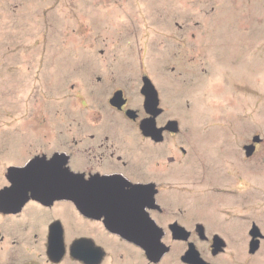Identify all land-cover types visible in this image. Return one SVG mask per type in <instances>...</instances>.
Instances as JSON below:
<instances>
[{
  "label": "rangeland",
  "instance_id": "rangeland-1",
  "mask_svg": "<svg viewBox=\"0 0 264 264\" xmlns=\"http://www.w3.org/2000/svg\"><path fill=\"white\" fill-rule=\"evenodd\" d=\"M146 76L162 118L179 124L164 148L187 152L189 219L198 220L200 184L206 213L237 228L253 221L264 236V0H0V133H9L0 138L22 155L48 148V132L71 141L86 123L118 126L107 93L120 89L141 109ZM254 135L262 160L239 172L237 146ZM219 151L229 174L214 181ZM231 240L224 255L235 264H264V241L248 260L247 244Z\"/></svg>",
  "mask_w": 264,
  "mask_h": 264
},
{
  "label": "flooded vegetation",
  "instance_id": "flooded-vegetation-1",
  "mask_svg": "<svg viewBox=\"0 0 264 264\" xmlns=\"http://www.w3.org/2000/svg\"><path fill=\"white\" fill-rule=\"evenodd\" d=\"M119 91L126 100L120 109L111 105ZM155 91L159 109V88ZM138 96L142 110L130 107L120 89L107 93L108 110L121 118L118 126L95 120L83 124L71 141L66 130L48 132L44 136L51 142L44 150L22 155L19 146L7 147V139L0 138V264H193L190 251L204 264H235L236 255H224L235 234L247 244L248 260L255 257L264 241L261 229L253 221L243 228L220 221L217 210L206 213L200 184L198 220L189 219L182 163L187 152L180 146V154L167 155L171 150L164 148L178 136V121L162 118L161 108L155 128L176 121L179 131L162 130L160 141L144 135L140 123L151 115L141 89ZM252 142L237 146L239 172L253 159L262 160V139L246 156L244 147ZM218 154L223 169L210 170L214 181L229 174L221 159L226 154ZM203 171L197 177L207 175V167ZM243 181L236 182L240 189ZM226 203L222 196L218 205ZM254 227L259 246L251 253Z\"/></svg>",
  "mask_w": 264,
  "mask_h": 264
},
{
  "label": "water",
  "instance_id": "water-1",
  "mask_svg": "<svg viewBox=\"0 0 264 264\" xmlns=\"http://www.w3.org/2000/svg\"><path fill=\"white\" fill-rule=\"evenodd\" d=\"M141 90H142V94L144 95L145 101H144V109L146 111L147 114H150L151 117L148 118L147 120L144 119L141 123H140V131H142V133L146 136H151V138L155 141H160V139L162 138V130H169L170 132H178V124L176 121H171L168 123V125L160 130H157L155 128V120L154 117H156L157 115H159V113L161 112V109L157 108L158 106V99L156 97V91H155V87L152 85L150 79L146 76L142 78V86H141ZM126 100L122 99V93L121 91L117 92L114 94V97L111 100V105H115V107H117L118 109H120L124 104H125ZM134 112L133 111H128V116L133 118L134 116ZM261 141V138H259L258 136H254L253 137V142L248 145L245 146L244 149L246 150V156L250 157L251 154L253 153L254 149V143H258ZM3 196L1 197L2 200ZM176 233V231H175ZM252 236L253 239L256 236H259L258 233V228L254 227L253 231H252ZM259 246V241L254 239V241L250 244V250L251 253H254L256 251V249ZM189 255L191 257V262L193 264H204L202 262L199 261L196 253H193V251L189 252Z\"/></svg>",
  "mask_w": 264,
  "mask_h": 264
},
{
  "label": "trees",
  "instance_id": "trees-1",
  "mask_svg": "<svg viewBox=\"0 0 264 264\" xmlns=\"http://www.w3.org/2000/svg\"><path fill=\"white\" fill-rule=\"evenodd\" d=\"M259 137V136H258ZM260 138V137H259ZM262 139V138H261Z\"/></svg>",
  "mask_w": 264,
  "mask_h": 264
}]
</instances>
